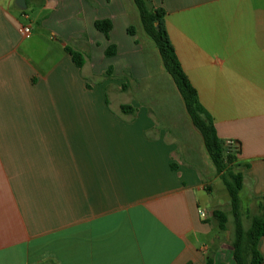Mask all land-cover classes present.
<instances>
[{"label": "crops", "instance_id": "crops-1", "mask_svg": "<svg viewBox=\"0 0 264 264\" xmlns=\"http://www.w3.org/2000/svg\"><path fill=\"white\" fill-rule=\"evenodd\" d=\"M16 1L0 0V264H236L233 219L225 230L212 219L220 178L195 127L201 143L190 140L186 109L118 102L125 71L134 82L151 77L134 0H25V10ZM151 2L167 13L218 137L239 144L242 211L244 195L255 216L264 204V0ZM100 20L112 22L109 38ZM67 47L84 55L81 69ZM154 48L152 63L170 77ZM259 251L264 260V238Z\"/></svg>", "mask_w": 264, "mask_h": 264}, {"label": "trees", "instance_id": "trees-1", "mask_svg": "<svg viewBox=\"0 0 264 264\" xmlns=\"http://www.w3.org/2000/svg\"><path fill=\"white\" fill-rule=\"evenodd\" d=\"M134 3L138 9L143 30L158 50L164 70L181 95L191 123L200 133L205 150L228 192L230 213L234 224L233 253L236 264H263L259 243L264 238V204L260 206L259 213L251 218L250 225L246 228L240 199L244 187L242 171L245 166L238 162L239 144L234 141L237 147L232 142L218 137L214 119L201 103L198 91L187 77L170 40L165 24L166 11L163 8H155L151 0H134ZM95 27L109 38L113 24L110 20H100L95 23ZM128 32L135 36L133 27H130ZM65 51L79 69L84 66V55L81 52L69 47ZM116 53V46H110L106 56L114 57ZM126 89L127 86L124 85L123 90ZM121 111L133 116L137 113L136 108L127 104L121 106ZM172 168H175V165H172ZM229 216L227 212L218 209L212 212V219L218 222L221 230L227 228Z\"/></svg>", "mask_w": 264, "mask_h": 264}, {"label": "rangeland", "instance_id": "rangeland-1", "mask_svg": "<svg viewBox=\"0 0 264 264\" xmlns=\"http://www.w3.org/2000/svg\"><path fill=\"white\" fill-rule=\"evenodd\" d=\"M28 14L29 17L33 19L34 17L33 13H28ZM135 28L137 30V38L139 39L140 45L144 50L146 57L148 58L151 77L144 81L141 80L134 82L133 79L129 78L130 76L128 74L129 72L125 71L124 77L126 80H128L129 83H127L126 85L127 86L126 90H123L122 87L123 92L120 95L118 102L122 101L127 103L131 101V98L136 96L140 100L138 101L139 102L138 104L141 106L139 108H143V107L146 108V106H148L149 109H151L152 111V107L156 110L159 109L160 106L167 107L170 104L169 106L170 108L176 110H181V109L184 110L185 108L182 99L180 98V95L176 90V87L174 86L173 82L170 80L171 78L162 73V68L160 64L161 62H159V66L158 65L156 66L154 63H152V50L155 49L152 40L146 35L143 29L138 30V27L136 25ZM152 71L154 74V80H156L153 83H152ZM158 95H161L160 98H156L152 101V97H156ZM162 95L165 96L164 100H167V102L161 100ZM158 106L159 108H157ZM189 121H190L189 123H191V120ZM189 126L190 129H192V131L196 133L195 134L196 136L194 138L191 137L190 140L193 141L194 143H198V142L201 143L200 136L198 132L194 129V126L192 124H189ZM214 189H215L214 191L215 194L213 195V197L215 201L222 202V205L217 209L227 212L231 216V218H233L230 213L231 211L230 198L223 182L220 179L214 181ZM242 199L244 202L243 203L244 210L246 209L245 211L246 213L243 212L244 225L247 228L250 223V218L256 213V209L254 207H251L249 203H245L248 201V198L244 197V195Z\"/></svg>", "mask_w": 264, "mask_h": 264}, {"label": "built area", "instance_id": "built-area-1", "mask_svg": "<svg viewBox=\"0 0 264 264\" xmlns=\"http://www.w3.org/2000/svg\"><path fill=\"white\" fill-rule=\"evenodd\" d=\"M20 33H21L23 38L30 39L31 36H32V28L30 26H23L20 29ZM228 141L232 142L235 145H237V143L234 142L233 140H228ZM237 147H238V145H237ZM199 214H200V217L203 218V219H207L208 218V214L204 210L199 211Z\"/></svg>", "mask_w": 264, "mask_h": 264}, {"label": "water", "instance_id": "water-1", "mask_svg": "<svg viewBox=\"0 0 264 264\" xmlns=\"http://www.w3.org/2000/svg\"><path fill=\"white\" fill-rule=\"evenodd\" d=\"M16 5L21 10H25L26 9L25 0H17L16 1Z\"/></svg>", "mask_w": 264, "mask_h": 264}]
</instances>
